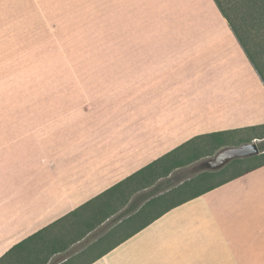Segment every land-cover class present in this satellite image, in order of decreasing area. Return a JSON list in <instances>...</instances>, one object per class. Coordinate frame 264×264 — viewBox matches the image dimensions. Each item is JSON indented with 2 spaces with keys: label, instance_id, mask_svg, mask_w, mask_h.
Wrapping results in <instances>:
<instances>
[{
  "label": "crops",
  "instance_id": "1",
  "mask_svg": "<svg viewBox=\"0 0 264 264\" xmlns=\"http://www.w3.org/2000/svg\"><path fill=\"white\" fill-rule=\"evenodd\" d=\"M65 12L98 42L70 51L55 0H0V259L47 229L37 242L58 252L36 263L264 264V164L166 210L180 199L168 197L138 231L155 214L123 221L185 180L134 201L157 180L123 186L55 224L196 137L264 125V80L215 0H66ZM97 211L109 216L89 223Z\"/></svg>",
  "mask_w": 264,
  "mask_h": 264
},
{
  "label": "trees",
  "instance_id": "2",
  "mask_svg": "<svg viewBox=\"0 0 264 264\" xmlns=\"http://www.w3.org/2000/svg\"><path fill=\"white\" fill-rule=\"evenodd\" d=\"M215 2L218 5L224 17L227 19L228 24L235 33L244 51L248 55L252 65L256 68L257 72L264 80V0H229V4L232 5L230 6L231 11L237 10L241 14V17L238 18L239 21L238 24H235L233 22V20L231 19L230 15L227 13L226 9L223 7L220 0H215ZM244 18H246L247 21H245ZM249 130L264 131V125L259 127H253L250 128ZM235 134H237V132H220V133H214L210 135L196 137L188 141L184 145L171 151L170 153L164 155L155 162L149 164L148 166L141 169L131 177L115 185L114 187L106 191L104 194L98 196L94 200L83 205L82 207L70 213L66 217L60 219L55 224H59L67 220L68 218L76 217L79 211L84 210L90 204L105 196L108 197L105 203H109L111 199L114 198V196H116V194L117 195L120 194V196L123 198L125 196L124 190L122 189L123 186L129 188L132 185H134V187H139V186L146 187L148 185H151L157 179L167 177L175 169L186 166L191 162L198 160L200 157L209 155V154H205L208 151V149H212L214 151L228 145V141ZM260 138L261 139L264 138V134H262V137ZM259 149L261 152L264 151V143L259 145ZM263 155L264 153L261 154L260 156L263 157ZM260 156L255 157L253 159L258 160ZM239 161L241 162L243 160H236L235 162H239ZM263 164L264 161L255 164L254 166L247 168L243 173L251 171L259 166H262ZM223 171H221L220 173H222ZM214 174H215L214 172L200 173L196 177L183 182L181 185L171 190L170 191L171 193L169 192L165 195L151 198L133 216L128 217V219H126V221L123 222L126 223L137 216H143V215L149 216L151 214L150 212L151 207L156 206L161 202H164L168 197H171V199H174L175 197L177 199L179 198L180 199L176 200L175 202H172L171 206L167 207L166 210L172 208L177 204L183 203L189 199L195 198L208 190H211L216 185L212 184L206 186V184H209L208 183L210 182L209 179L212 178ZM182 192H186V193L183 194ZM147 198L148 196L147 197L145 196L141 200H146ZM166 210L156 213L154 217L150 218L149 221L141 225L138 229H136V231L140 230L148 223H150L152 220L161 216ZM105 213L106 211H100V212L97 211V213H94V216L91 217L89 223L99 222L100 217H102L101 219L104 220V218H107L109 216L108 214L105 215ZM46 230L47 229H44L38 232L37 234L27 238L26 240L20 242L19 244L15 245L8 253L4 255V257L0 259V264H23L24 262H22V259L27 260L25 264L26 263L46 264L48 256L58 252L55 249H50L49 246L47 244H43V242L41 244H38L37 239L41 237V235ZM116 245L117 244H114L113 246ZM108 250L110 249H107L105 252L101 253V256H103L106 252H108ZM37 252L47 253L46 255L47 259L44 258L43 260L39 261V263H36L35 260H32L34 257H32L31 259V256H33L34 253Z\"/></svg>",
  "mask_w": 264,
  "mask_h": 264
},
{
  "label": "rangeland",
  "instance_id": "3",
  "mask_svg": "<svg viewBox=\"0 0 264 264\" xmlns=\"http://www.w3.org/2000/svg\"><path fill=\"white\" fill-rule=\"evenodd\" d=\"M47 1V0H46ZM50 1V0H49ZM56 3H58L59 6V19L58 22L59 26L61 29L65 30L68 28V33L69 36H65L66 41L67 40H71L68 49L72 52H75L79 49H81V46L87 44V43H94V42H98V35H93L92 32L93 30H90L88 33L86 31V29H83V21L82 20H69L66 16V0H55ZM223 7L226 9L227 13L230 15L231 19L233 20V22L235 24H238V18L241 17V14L239 11H231L230 9V5L229 4V0H220ZM46 6V11L51 13V8L49 4L44 5ZM235 11V12H234ZM245 21H247L246 18H244ZM92 27H94L93 25H91ZM97 31V30H96ZM60 58H63L61 53H60ZM17 101H10V104L13 105L15 103V105ZM5 103L9 104L8 101H5ZM3 106V101H0V107ZM2 116H0V122L2 120ZM262 134H264V131H260V130H248V131H243L240 133L235 134L229 141H228V145L227 146H238L240 144L243 143H247V142H252L255 141V143L257 145H260L264 142H262V140L260 137H262ZM220 150V149H218ZM218 150H212V149H208V151L205 154H209L206 155L204 157H200L198 160L191 162L190 164L177 168L175 169L168 177L166 178H162V179H157V181L153 184L152 187L147 188V190H140L139 194L134 195L130 201H134L135 199H137V197H139L140 195L144 194V193H148L151 190H161V188H165L166 186L169 187H175L176 185H179L183 182V180L187 181L189 179H192L194 177H196L197 175H199L200 173L203 172H211L210 170H203L204 168L201 166V162H203L204 160L207 159V157L212 158L216 152ZM264 161V155L263 157L260 156L258 160L253 159V160H244V161H239V162H234L232 164L229 165V167L225 168L224 171L222 173L219 172H214V176L212 178H210V182H208L209 184H206V186L215 184L217 182H219L220 180L230 176L231 174L234 173H238V172H242L244 170H246L247 168H250L252 166H254L255 164H258L260 162ZM234 167V168H233ZM229 169L230 172L226 173L225 171ZM182 181V182H181ZM203 186V187H206ZM171 193V192H170ZM183 194L186 192H182ZM136 197V198H135ZM120 204H123L122 202H120ZM124 209V208H123ZM157 212H154L152 214H156ZM151 214V215H152Z\"/></svg>",
  "mask_w": 264,
  "mask_h": 264
},
{
  "label": "water",
  "instance_id": "4",
  "mask_svg": "<svg viewBox=\"0 0 264 264\" xmlns=\"http://www.w3.org/2000/svg\"><path fill=\"white\" fill-rule=\"evenodd\" d=\"M259 154L260 150L258 145L255 141H252L238 146L222 148L212 159L202 163L201 166L210 170H218L232 160L254 157Z\"/></svg>",
  "mask_w": 264,
  "mask_h": 264
}]
</instances>
